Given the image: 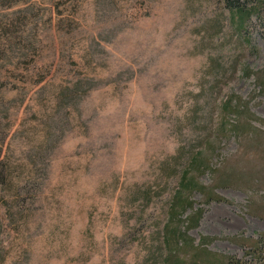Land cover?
I'll return each instance as SVG.
<instances>
[{"label":"rangeland","instance_id":"1","mask_svg":"<svg viewBox=\"0 0 264 264\" xmlns=\"http://www.w3.org/2000/svg\"><path fill=\"white\" fill-rule=\"evenodd\" d=\"M239 1L242 29L229 0H0V264H168V225L179 262L264 264V0Z\"/></svg>","mask_w":264,"mask_h":264},{"label":"trees","instance_id":"2","mask_svg":"<svg viewBox=\"0 0 264 264\" xmlns=\"http://www.w3.org/2000/svg\"><path fill=\"white\" fill-rule=\"evenodd\" d=\"M229 4L231 6L232 12H234L235 21L239 23L241 29L246 25L247 21L253 16V14L261 8L260 6L248 8L247 6L242 5L239 0H229ZM233 111H235V106L231 108V106L226 105L225 114ZM231 129V126L227 127L226 125H222L219 132V137L224 138L227 133L231 132ZM2 151L3 145L0 141V168L2 163ZM196 161L197 159L194 160L195 163ZM6 180V175H3V171H0V184H6ZM181 187L183 191L195 192L196 190H201V187L191 181L188 177L183 178ZM189 205H191V202L187 200V198H184L182 194H177L171 203L170 220H177L181 223V217L184 215L183 213L188 209ZM183 237L184 233L181 234L177 232V230L170 227L169 225L165 227L164 243L166 249L170 251V256H168V264H188L187 262H179V260H177L175 257V255L177 254V245L181 248L184 243ZM205 247V244L195 247L196 253L192 264H248L243 260H237L230 257H226L225 261L223 262L221 261L220 263H216L214 262L215 260H213L216 255L209 252ZM252 252L253 253H251V255L257 256L259 253V255L261 256L260 258L262 260L264 259V257L262 256L264 255V235H262L261 239L257 242V246L252 248Z\"/></svg>","mask_w":264,"mask_h":264}]
</instances>
